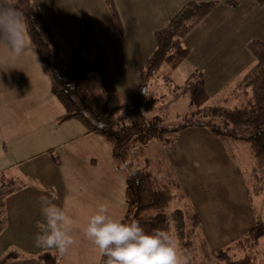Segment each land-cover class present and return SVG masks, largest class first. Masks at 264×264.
Masks as SVG:
<instances>
[{
    "label": "crops",
    "instance_id": "obj_1",
    "mask_svg": "<svg viewBox=\"0 0 264 264\" xmlns=\"http://www.w3.org/2000/svg\"><path fill=\"white\" fill-rule=\"evenodd\" d=\"M32 1L36 3L43 19L51 29L56 49L63 61L70 62L79 54L86 59H92L96 53H99L105 68L108 70L110 69V59L106 56L108 49L105 42L101 44V40H99L101 38L99 34L103 33L101 26H99L100 29H96L95 16L93 17L85 8L89 4L99 3L101 16L103 15L107 20L112 30L115 26L114 33L119 34L121 39L122 44L119 43L121 61L120 64L114 62L116 68L129 69L127 53H130L132 59H135L136 64L132 66V69L137 71L135 78L137 82H135H139L138 94H133L132 81H126L128 91L125 92L127 95L126 100L130 103L129 107L133 109L136 106L139 89L142 86L143 68H141V65L146 62L155 48L154 33L168 24L174 14V9L169 12L164 4V9L161 10L163 3L160 0H147V2L141 0L143 3L137 4L135 10L139 15L138 20L144 17L143 30H140V32L143 35L146 34L148 39L145 45L144 43L141 45V41L137 40L138 34L133 36L131 31L127 32L119 17L115 21L103 0ZM189 1H216L217 6L192 31L201 22H207L209 30L213 29L215 32L218 46L203 48L199 53V51H196L195 46L188 42L190 37H184L182 40L183 45L189 48L190 52L186 59L173 71L183 70V73L192 80L193 75L196 73L201 75L205 89L209 94L208 101H211L212 105L217 103L228 105L233 100L231 98L235 93L236 85L255 64V60L249 52L248 44L242 48L238 44L234 46V43H238L237 37H239V28H236L234 24L238 26L240 23L235 21L233 16L238 9L239 2L238 0H187V2ZM219 1L222 3L221 5H218ZM248 1L249 5L254 8V1ZM123 2L132 5V2L139 1L124 0ZM166 4L168 8L175 7L174 3L170 6V1H166ZM220 37L229 38L228 45H220ZM91 39L94 43L85 51ZM246 43L247 39H245ZM66 53L72 55L73 58L68 61L65 58ZM5 54L3 47H0V160L3 159L2 162L0 161V173L9 172L18 176L22 180L23 186L12 192L6 201L7 225L0 234V259L8 252L13 251L17 253V256L10 260L8 264H45L39 259V256L44 252H49L54 254L56 264H63L62 257H59L55 251L43 250L36 246L33 249L30 246L24 250L21 246H15L11 243L6 244L7 241H3L12 234L10 233L12 231L11 227L17 220L20 222L26 213L28 217L25 219L23 217V230L27 231V236L35 239L32 231L38 232L40 230L38 224L43 222V217L39 198L42 195L29 184L31 174L34 170L38 171V167L34 165V170H32L29 163L33 159H37L40 154H45L46 151L40 152V154H38L39 152L34 154L26 152L25 148L31 146L30 141L28 139L22 140L20 135L26 137L31 132L39 133L48 120L50 124L55 126V131H57L56 121L53 119L56 112L53 111L58 110L51 93L49 79L43 72L41 63L31 45L15 63H5L3 60ZM142 57H145L144 61ZM138 62L140 63L139 66L137 65ZM213 81L217 88L211 95L208 85H212ZM140 95V110L147 111L150 109L151 112L155 111L156 104L152 94H147L149 98H146L145 94L141 93ZM146 100L149 101L150 105L146 104ZM119 102V95L114 92L109 103L112 106H119ZM232 106H235V104ZM17 112H20V114ZM31 116L36 119L45 118V121L36 123L37 126L34 131L25 128L28 127L27 123H30L26 119ZM60 133L59 138L53 144L52 148L54 149L64 145L60 137L65 136V132L61 131ZM94 133L96 132L87 133L84 128L82 132L77 130L76 138H85ZM181 138H183V141L177 145L176 143ZM173 141L176 142V145L172 149H166V145L159 139L153 140L148 145H156L163 157V160H157V162H165L171 167L180 185L182 195L185 196V201L191 207V210H195L200 219L199 229L203 232L207 243L208 241H232L233 239L229 238L231 232L240 233L239 235H241L247 229L252 228L254 226L253 217L248 210V193L245 189L243 176L238 167L231 165L226 160L221 141L202 127L184 128L178 132L176 139ZM39 143L40 140L37 138L34 144L38 145ZM10 144H12V148L8 150L7 145ZM177 162H179V165L182 164L180 172L176 167ZM89 165L92 169H96L97 160L91 158ZM122 174L125 177L123 171ZM101 185H104V183L102 182ZM205 187H207V190ZM26 198H28L26 204L29 205V208L24 209ZM202 206H205L209 213L216 214L218 212V218L216 216V219L212 218L216 222L214 227H211L208 223H203ZM95 211L96 209L93 210V213ZM229 212L232 216L230 218L227 216ZM235 213L236 216H233ZM222 214H224V217H222ZM21 253L22 256L20 257Z\"/></svg>",
    "mask_w": 264,
    "mask_h": 264
},
{
    "label": "rangeland",
    "instance_id": "obj_2",
    "mask_svg": "<svg viewBox=\"0 0 264 264\" xmlns=\"http://www.w3.org/2000/svg\"><path fill=\"white\" fill-rule=\"evenodd\" d=\"M123 1L124 0H116V2H114L116 4L114 5L115 10L118 13L119 20L127 32L131 31L133 36L138 34L137 40L141 41V45L142 43L145 45L148 41L147 35H143L140 32V30H143L142 22H144V17L141 15L143 18L138 20L139 15L135 10L137 4L143 2L138 0L139 2H132V5H130ZM144 1L147 2V0ZM160 1L163 3V8L161 10L164 9V4L166 10L169 12L174 9L172 17L181 9L185 2H187V0ZM166 1H170V6L174 3L175 7L168 8ZM103 2L105 3L104 0ZM238 2L239 6L235 11L233 18L235 21L240 23L238 26L234 24L236 28H239V37H237L238 43H234V46L238 44V46L242 48L252 40H260L264 42V5H258L254 2L255 7L252 8L249 5L248 0H238ZM221 4L222 3L219 1L218 5ZM105 6L108 8L106 3ZM216 6L217 3L214 8ZM81 8L83 9V7ZM85 8L93 15V17L95 16L96 19L94 20L96 29H100L99 26H101L103 33L99 34L101 37L99 40H101V44L105 42V46L108 49L106 56L110 59V69L107 70L105 68V71L108 74L113 91L116 95H119L120 105H123V109L118 115L121 118L126 119L130 116L128 112L131 111V108L129 107L130 103L126 100L127 95L125 92L128 91L126 81H132L131 89L133 90V94L137 93L139 88V82L136 83L137 81L135 79L137 71L132 69V66L136 64L135 59H132L130 53H127L126 56L129 69L122 70L116 68L114 62L120 64L121 61L119 53V43H121V39L119 34L114 33L115 26L112 30L107 20L103 17V15L101 16L100 5L98 2L89 4ZM111 15L113 19H115L112 12ZM201 23L194 31L191 30L192 32L190 31L185 36L190 37L188 42L194 45L196 51H199V53L203 48L206 49L218 46V40L213 29L209 30L207 22ZM245 39H247L246 44ZM228 40L229 38L220 37V45H228ZM93 43L94 41L91 39L85 51L87 48L91 47ZM29 45H31L30 42ZM98 55L100 56L99 53H96L94 57ZM65 58L69 61L73 58V56L66 53ZM142 58L144 61L145 57ZM87 59L89 60V58ZM51 60L57 75L63 76L65 72L64 68L58 64L53 57H51ZM137 65L139 66L140 63L138 62ZM141 66V68H143L142 70H144L145 63ZM87 75L91 78L95 90L99 93L100 98L103 100L105 95H103L104 91L101 88L98 73L95 70H91L87 73ZM187 76L188 75L183 73V70L178 69L175 72L170 70L167 66H163L157 76L154 77L147 86H141L139 89V94H141L142 90L146 88L147 94H152V98L156 104L155 111L151 112V110L148 109L147 111L143 110L144 113L148 115L156 114L161 116L163 126L168 128L181 124L183 119L178 117V115H183L190 109L189 88L192 78ZM68 79L73 82L75 80V76L70 74ZM216 88L217 86L214 81L212 85H208V90L211 95L215 92ZM237 88L238 85H236L235 93L232 96L233 98H231L233 100L229 103L231 106L233 104L240 105L244 101L242 94L238 91L239 88ZM145 97L149 98V96ZM53 99L57 105L56 107H58V110L53 111L56 112L53 119L57 122H55L57 131H55V126L50 124L48 120L46 125L40 129L39 133L31 132V134L26 137H22V135H20L22 140L28 139L30 141L31 146L25 148L27 150L26 152H29L30 154L39 152L38 154H40V152L46 151L45 154H40L37 159H33L29 163L32 170H34V165L35 167H38V171L34 170L31 174L29 184L33 189L38 190L42 196H46L57 206L65 208L68 214L76 221L72 231L75 243L70 247L69 251L65 255L61 256L58 254L59 257H62L63 264H98L101 256L93 244L84 237L82 229L86 226L88 218L94 214L93 210L101 203L108 204L109 215L111 218L118 221L122 219L125 212V177L122 174V170L119 168L121 162L113 157L110 145L104 140L100 133H94L90 136H86L85 138H76L77 130H80L81 132L84 131L83 125L74 119L58 121L57 117L64 112V109L55 96H53ZM146 104L150 105L149 101L146 100ZM229 104L225 105L229 106ZM207 105H212L211 101H208ZM17 113L20 114V112ZM26 120L30 123H27L28 127L25 128L34 131L37 126L36 123L39 121H45V118L36 119L34 116H31ZM61 131H64L66 136L60 137L62 144L64 145L54 149L52 148L53 144L59 138L58 136L61 134ZM37 138L40 140V143L35 145L34 141ZM219 140L222 143V149L226 160L231 165L238 167L241 175L243 176L245 189L248 193V210L251 213L250 215L253 217L254 225H256L257 220L264 223V167H257L255 156L247 143L232 140ZM182 141L183 138H181L178 143L173 141L172 144L166 145L165 148L172 149V147L176 144L179 145ZM235 142L238 144H233ZM7 147L8 150H11L12 144L7 145ZM154 157L158 158L155 159ZM91 158L97 160L96 169H92L89 165ZM126 158L131 161L133 168H142L144 165H149L153 170L156 169L155 163L157 160H163V157L160 155L156 145H137L127 153ZM148 159L150 160L149 163L147 161ZM0 161L2 162L3 159ZM181 166L182 164L179 165V162H177L176 167L178 172H180ZM102 182L104 185H101ZM205 188L207 190V187ZM184 198L185 196L181 199H179V197L175 198V200L168 205L166 213L169 215L171 212H176L179 209H185L184 205L189 207ZM192 198L194 200L193 196ZM27 201L28 198L25 199L24 209L29 208V205L26 204ZM202 208L203 210L201 215L203 223H208L211 227H214L216 222L213 221V219H216V217L218 218V212L216 214L209 213L205 206H202ZM190 213L196 212L195 210H192ZM227 216L229 218L232 217L230 212L227 213ZM233 216H236V213ZM23 217L24 219L27 218V213L24 214ZM23 217L20 222L19 220L16 221V223L11 227L12 231L10 233L12 234H10V236L5 238L3 241H7L6 244L11 243L15 244V246H21L24 250L30 246H32L33 249L35 247V239H31L30 236H27V231L23 230ZM222 217H224V214H222ZM170 221L171 230L169 233L176 239L178 250L183 253L184 249L180 247L174 231L177 221H172L171 219ZM199 226L200 220L197 229H195L196 235L193 236L192 244L188 247L189 264H226L225 260L222 257H218L216 253L219 250H223L230 246L251 229H247L241 235H239L240 233L231 232L229 238H232V241H208L207 243L203 232L199 229ZM32 234L35 236L37 232L32 231ZM216 234L217 233L215 232V235ZM253 253L255 254L254 264H264V237L257 241ZM229 254L233 255V258L239 259L245 255V252L240 249H236ZM21 256L22 253L20 257ZM83 259L86 260L84 261Z\"/></svg>",
    "mask_w": 264,
    "mask_h": 264
},
{
    "label": "trees",
    "instance_id": "obj_3",
    "mask_svg": "<svg viewBox=\"0 0 264 264\" xmlns=\"http://www.w3.org/2000/svg\"><path fill=\"white\" fill-rule=\"evenodd\" d=\"M104 1L118 20L114 1ZM253 1L258 5H264V0ZM11 3L23 14L29 41L43 72L49 79L51 93L64 109L63 115L57 120L74 119L83 125L87 133H100L110 145L113 157L121 162L119 168L125 174V212L120 222L136 221L146 233H153L156 230L170 232V219L175 220L177 221L175 235L180 247L184 249L183 253L188 255V247L196 235L195 229L200 219L196 213H190L192 210L187 205H184L185 209H179L169 215L166 213L168 205L175 198L183 197L171 167L159 161L155 164V170L149 165L133 168L126 155L137 145L146 146L157 139L164 145H169L176 139L180 130L187 127H202L221 140L247 143L255 156L257 167L263 168L264 42L252 40L248 43L255 64L238 83L237 89L244 98L242 104L207 105L209 94L203 78L196 73L189 88L190 110L178 115L183 119L181 124L168 128L163 126L161 116L148 115L140 110V94L136 106L128 112L130 116L126 119L121 118L118 114L123 105L112 106L109 103L114 91L101 57L98 55L88 60L79 54L70 62L63 61L56 49L51 29L36 3L32 0H11ZM215 4L214 1H189L164 28L154 33L155 48L145 62L142 86H147L163 66L173 71L186 59L190 49L183 45V38L213 10ZM51 57L64 68L63 76L55 72ZM91 70H95L99 75L105 95L103 100L87 75ZM70 74L75 76L73 82L68 79ZM125 164L128 168L123 167ZM132 170L135 171L134 175ZM22 185V180L18 176L9 172L0 173V234L7 225V198ZM263 237L264 223L257 220L256 225L246 234L225 249L219 250L216 255L222 257L226 264H254L253 250L257 241ZM236 249L242 250L245 255L239 259L233 258L229 253ZM16 256L17 253L10 251L0 259V264H8ZM39 259L45 264H56L54 254L49 252L42 253ZM104 259L100 257L98 264H104Z\"/></svg>",
    "mask_w": 264,
    "mask_h": 264
},
{
    "label": "clouds",
    "instance_id": "obj_4",
    "mask_svg": "<svg viewBox=\"0 0 264 264\" xmlns=\"http://www.w3.org/2000/svg\"><path fill=\"white\" fill-rule=\"evenodd\" d=\"M0 47L6 53L4 62L9 64L15 63L29 48L27 24L11 0H0ZM143 92L147 96V89ZM39 199L43 222L38 224L35 246L63 256L75 243L72 231L76 221L65 208L46 196ZM82 230L84 237L105 258L104 264H189L188 255L178 250L176 239L168 231L146 233L136 221L115 220L110 217L106 203L97 206Z\"/></svg>",
    "mask_w": 264,
    "mask_h": 264
},
{
    "label": "water",
    "instance_id": "obj_5",
    "mask_svg": "<svg viewBox=\"0 0 264 264\" xmlns=\"http://www.w3.org/2000/svg\"><path fill=\"white\" fill-rule=\"evenodd\" d=\"M142 94H144V92H143V90H142V92H141Z\"/></svg>",
    "mask_w": 264,
    "mask_h": 264
}]
</instances>
